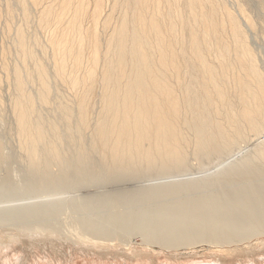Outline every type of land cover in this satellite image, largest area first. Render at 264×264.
I'll use <instances>...</instances> for the list:
<instances>
[{
  "label": "bare ground",
  "instance_id": "obj_1",
  "mask_svg": "<svg viewBox=\"0 0 264 264\" xmlns=\"http://www.w3.org/2000/svg\"><path fill=\"white\" fill-rule=\"evenodd\" d=\"M251 10L264 0H0V203L36 199L0 210L19 230L0 228V264L52 237L125 264H264V136L232 159L264 134ZM191 159L218 170L167 179Z\"/></svg>",
  "mask_w": 264,
  "mask_h": 264
},
{
  "label": "rangeland",
  "instance_id": "obj_2",
  "mask_svg": "<svg viewBox=\"0 0 264 264\" xmlns=\"http://www.w3.org/2000/svg\"><path fill=\"white\" fill-rule=\"evenodd\" d=\"M255 11L251 10V14L250 15L253 16L252 13H254V16H253L254 19L255 20L256 19L258 20L260 17H258V18L256 17V15H257L258 12L255 13ZM16 20H17L16 22L20 21L19 19H16ZM259 21H261V22L259 23ZM259 21H258V25H257L256 30L253 33H250L251 34L250 41H251L252 47L254 48V50H256L255 52L258 55L257 56L258 57V61H259L260 65L262 66V68H263L262 70L264 72V30H263L264 28H261L262 30L259 29L260 27H264V22H263L264 19H263V17H261V19H259ZM1 24L0 25L2 27L0 26V31L2 30L1 31L2 34L0 33V36H1L0 38H1V41H3L2 39H5L4 40L5 42L4 41L3 42L0 41V43L1 44L2 43L3 44L6 43L5 44L6 46L9 45V44L11 45V43H9V42H11V39L10 38L8 39V35H7L6 29L4 27L5 23L2 22ZM259 30H261V31H259ZM5 34H6V36H5ZM256 34H258L257 37H255ZM252 35H254L255 38H253ZM8 40H10V41L8 42ZM3 91H4V93H3ZM1 94H2V97H3L4 101L6 102V104H8L9 101H8V98L5 95L6 94V90H2ZM8 114H9V110L6 112V117L8 116ZM7 120H10L11 121V115H9L7 117ZM10 121H8L9 124L11 123ZM6 131H7V127L6 126L4 127V125H0V133L3 136H6L7 135L6 134L7 133ZM262 136H264V134L263 135H260V136H254L255 138H253V136H252L251 139H248L247 141L241 143L240 146H239V148H238V150H237V152L234 154L235 155V158H232V159L233 160H235V159L236 160H239V159H241L244 156L252 155V152L254 151V149L256 147L254 145H257L258 141L260 142V140L262 139ZM14 145H15V142H14ZM13 147H15V146H13ZM13 147L10 150L15 149ZM233 160H231V161H233ZM190 161H191L190 162V165L192 167L191 168L192 170L190 172L183 173V174H178V175H174L172 177H168L167 179L169 181H180V180H185L186 181V180H190V179L191 180H193V179H199V178H202V177L204 178V177H207L208 175H210L209 174V171H210V173H212V172L214 173L215 171L218 170L217 167H216V165H215V166L209 167L210 170H208L209 168H207L208 171L206 170V171L202 172V170L199 169V167H198L197 160L191 159ZM206 172H207V174H206ZM16 177L18 178V176H16ZM167 179L164 178V179H157V180L156 179H154V180H146V181H141L142 183L141 182H139V183L138 182H133V183H130L129 185L128 184H125L124 187L121 186V188H119V187H117V188H119V189L127 188V185H128V188H136V187H139V186L140 187H143V186H151V185H153V183L155 184V182H157L156 184L168 182ZM148 181H150V183ZM146 182H148V183H146ZM151 182H153V183H151ZM139 184H141V185H139ZM119 189H117V190H119ZM89 190L92 191V192H94L97 189L91 188ZM35 200L36 199H30V200L29 199H24V200H16L14 202L13 201H10V202H1L0 203V208H1L0 210L15 207L16 204H17V207L18 206H22V205L24 206V205H27V204L32 203V201L35 202ZM15 202H16V204H15ZM13 204H14V206H12ZM2 227H4V226H2ZM2 227H0V228L3 231H5V233H10V234L11 233L13 234V233H16V232L19 233L18 232L19 230L16 227H14V226L13 227H4V228H2ZM11 230H13V231H11ZM5 233L3 234L4 236H5ZM20 237H21L20 239L23 238L22 240H29L28 238L26 239L23 236H20ZM134 237H136V238H134ZM52 239H54V238L52 237L49 240H46L45 242H46L47 245L44 246V247H37V246L32 247V248L29 247L28 252H27V254L25 256L22 254V252L20 250H19L20 251L19 253H14V254L11 253V250H8V253H7L8 256H7V258H11L15 262L17 258L24 256L25 257V260H23V264H125L126 263V262H124L123 259H120V258L113 259V258L109 257V258L105 259V258H103V257H101L99 255L93 254V253H90V254H82L81 253L80 254L78 252L77 253L76 252H71L70 250H67L66 253H65L63 251V249L60 248V247L52 248L51 245H48V244H51ZM32 240L35 241L36 238L30 239L31 242H33ZM131 240L133 242L136 240L134 243L136 245L138 244V247H139L140 246L139 244L141 243V240L142 239L139 236H133V237H131ZM260 240H263L264 241V236H261V238H259V239L258 238L257 239H254L252 241V243L258 244L259 242H261ZM48 241H49V243H48ZM57 243H58V245H61L62 244L61 246H67L64 240H62L61 243L59 241H57ZM212 247H214V246L213 245H210L208 243H201V245L199 244V245L195 246L193 250H191V249H183L180 252H182V253H190L192 251L193 252L196 251V252L199 253L200 256H204V255H207L209 253L210 248L212 249ZM139 249H140V247H139ZM185 251H187V252H185ZM211 252H216V250H213ZM158 258H159V261L164 262L166 260V252L160 253V255H159Z\"/></svg>",
  "mask_w": 264,
  "mask_h": 264
}]
</instances>
